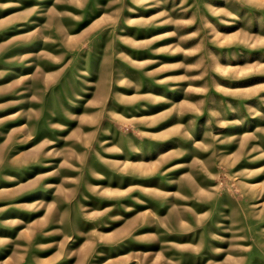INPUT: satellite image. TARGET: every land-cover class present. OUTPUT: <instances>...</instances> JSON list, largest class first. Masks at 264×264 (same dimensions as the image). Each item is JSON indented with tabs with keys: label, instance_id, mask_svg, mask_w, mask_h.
Wrapping results in <instances>:
<instances>
[{
	"label": "rangeland",
	"instance_id": "1",
	"mask_svg": "<svg viewBox=\"0 0 264 264\" xmlns=\"http://www.w3.org/2000/svg\"><path fill=\"white\" fill-rule=\"evenodd\" d=\"M0 264H264V0H0Z\"/></svg>",
	"mask_w": 264,
	"mask_h": 264
}]
</instances>
